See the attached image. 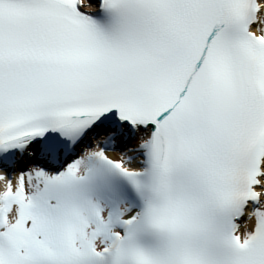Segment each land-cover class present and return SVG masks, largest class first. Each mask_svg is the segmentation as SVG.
Returning a JSON list of instances; mask_svg holds the SVG:
<instances>
[{"label":"snow or ice","instance_id":"obj_1","mask_svg":"<svg viewBox=\"0 0 264 264\" xmlns=\"http://www.w3.org/2000/svg\"><path fill=\"white\" fill-rule=\"evenodd\" d=\"M0 264H264V0H0Z\"/></svg>","mask_w":264,"mask_h":264}]
</instances>
